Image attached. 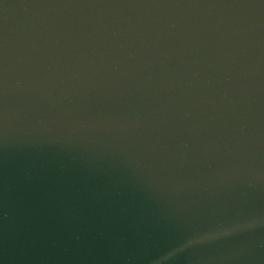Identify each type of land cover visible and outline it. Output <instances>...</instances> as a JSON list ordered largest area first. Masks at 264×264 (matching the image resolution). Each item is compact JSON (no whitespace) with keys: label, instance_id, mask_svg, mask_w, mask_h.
Listing matches in <instances>:
<instances>
[{"label":"water","instance_id":"95a60500","mask_svg":"<svg viewBox=\"0 0 264 264\" xmlns=\"http://www.w3.org/2000/svg\"><path fill=\"white\" fill-rule=\"evenodd\" d=\"M0 264H264V0H0Z\"/></svg>","mask_w":264,"mask_h":264}]
</instances>
